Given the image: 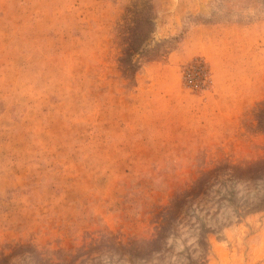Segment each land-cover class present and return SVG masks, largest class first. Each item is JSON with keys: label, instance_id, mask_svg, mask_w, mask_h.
<instances>
[{"label": "rangeland", "instance_id": "obj_1", "mask_svg": "<svg viewBox=\"0 0 264 264\" xmlns=\"http://www.w3.org/2000/svg\"><path fill=\"white\" fill-rule=\"evenodd\" d=\"M0 264H264V0H0Z\"/></svg>", "mask_w": 264, "mask_h": 264}]
</instances>
